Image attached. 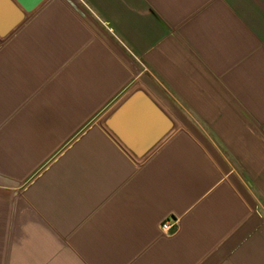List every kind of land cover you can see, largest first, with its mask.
Masks as SVG:
<instances>
[{"label": "crops", "instance_id": "crops-1", "mask_svg": "<svg viewBox=\"0 0 264 264\" xmlns=\"http://www.w3.org/2000/svg\"><path fill=\"white\" fill-rule=\"evenodd\" d=\"M138 90L174 124L142 158L107 125ZM0 264H264V0L21 11L0 34Z\"/></svg>", "mask_w": 264, "mask_h": 264}, {"label": "water", "instance_id": "water-1", "mask_svg": "<svg viewBox=\"0 0 264 264\" xmlns=\"http://www.w3.org/2000/svg\"><path fill=\"white\" fill-rule=\"evenodd\" d=\"M46 0H0V34L33 13ZM107 125L139 158L149 154L174 129L173 121L143 90L134 92L108 119Z\"/></svg>", "mask_w": 264, "mask_h": 264}, {"label": "built area", "instance_id": "built-area-1", "mask_svg": "<svg viewBox=\"0 0 264 264\" xmlns=\"http://www.w3.org/2000/svg\"><path fill=\"white\" fill-rule=\"evenodd\" d=\"M163 231L166 234H172V231L174 229V225L170 221H166L162 226Z\"/></svg>", "mask_w": 264, "mask_h": 264}]
</instances>
